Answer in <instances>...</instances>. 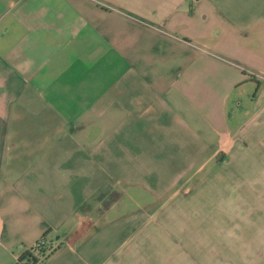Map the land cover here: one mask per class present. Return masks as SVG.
I'll return each instance as SVG.
<instances>
[{
	"label": "crops",
	"instance_id": "obj_1",
	"mask_svg": "<svg viewBox=\"0 0 264 264\" xmlns=\"http://www.w3.org/2000/svg\"><path fill=\"white\" fill-rule=\"evenodd\" d=\"M41 238L264 264V0H0V264Z\"/></svg>",
	"mask_w": 264,
	"mask_h": 264
},
{
	"label": "built area",
	"instance_id": "obj_2",
	"mask_svg": "<svg viewBox=\"0 0 264 264\" xmlns=\"http://www.w3.org/2000/svg\"><path fill=\"white\" fill-rule=\"evenodd\" d=\"M52 253L45 238H41L32 248L20 256L13 264H42Z\"/></svg>",
	"mask_w": 264,
	"mask_h": 264
},
{
	"label": "rangeland",
	"instance_id": "obj_3",
	"mask_svg": "<svg viewBox=\"0 0 264 264\" xmlns=\"http://www.w3.org/2000/svg\"><path fill=\"white\" fill-rule=\"evenodd\" d=\"M228 197H229V196H228ZM228 197H226V200H225V201H226V202L228 201V202H230V203H233V202L235 201L236 198H238V199L240 198V199H242V200L246 199V196H243V195H242V196H233V195H230V199H227ZM234 197H236V198H234ZM260 213H261V212H260ZM262 213H263V212H262ZM209 226L215 227V224H214V223H210ZM258 245H259V243H258ZM261 248H263L262 245H259L258 248H257V250H258L259 253L261 252ZM259 253H258V254H259Z\"/></svg>",
	"mask_w": 264,
	"mask_h": 264
}]
</instances>
